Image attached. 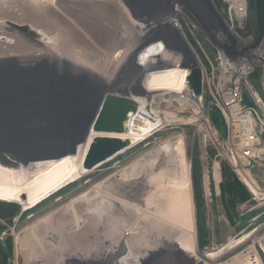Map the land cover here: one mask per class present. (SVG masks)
<instances>
[{
	"label": "bare ground",
	"instance_id": "bare-ground-1",
	"mask_svg": "<svg viewBox=\"0 0 264 264\" xmlns=\"http://www.w3.org/2000/svg\"><path fill=\"white\" fill-rule=\"evenodd\" d=\"M139 1L138 4L143 9L146 8V11L153 10L150 19L154 22H136L133 18L138 5L130 4L131 10L124 0H0V16L27 22L29 33L43 40L40 46L26 41L24 44L16 43L11 47L14 49L12 51L31 50L39 56L52 54L51 59L23 66L12 57L11 60L0 61V149L20 162L36 156L55 157L61 153H69L80 133L78 125L88 115L92 102L103 89L105 93L119 90L115 83L110 82L111 70L100 71V81L91 82L90 85L85 81L87 77L84 71L77 68L82 66L81 60L86 56V53L85 56L80 53V47L88 33L80 26L76 16L89 17L87 13H92L90 17L96 15L94 10H82L83 5L101 3L106 14H112V10L117 11L123 17L122 20L131 23L136 31L133 35L130 33L126 36V59L130 66L144 74L141 82L136 85L144 90V97H134L129 93L127 95L139 105V111L128 121V131L119 135L120 139L131 142L128 148L158 131L163 125V121L155 114L146 112V100L149 104L154 98H158L160 103L171 100L179 109L186 101L194 99L186 87L187 69L177 67L181 62V55L163 48L161 42L156 43L155 39H159L160 31L171 25L195 58L182 29L174 22L180 12L191 13L193 7L201 9V22L212 33L221 35L225 30L230 32V28L224 21L222 23L221 14L217 16L213 11L212 14L208 11L209 6L204 0ZM5 4L10 8L5 7ZM243 7L247 14L246 3ZM235 8L237 7L233 3L234 12L240 13ZM261 10L263 9L257 13V25L260 28L263 25L261 31H264ZM145 36L149 39L143 40ZM10 51L9 48L0 50V57L6 56ZM117 55L113 54L114 57ZM60 56L67 58L65 60L69 62L61 61L58 59ZM70 60L78 66L75 67ZM170 64L173 65L170 69L148 73V69ZM188 67L192 65L189 63ZM104 82L107 85L103 87ZM132 89H126L125 93ZM49 93L55 99L50 98ZM125 93L121 92L122 95ZM123 99L126 100V97ZM194 115L197 117L198 112H194ZM92 137L94 134L79 144L74 154L57 160L19 164L17 167L0 165V201L16 203L23 209L30 208L66 183L87 173L82 163ZM156 147L155 159L146 164L148 171L143 170L144 164L137 161L128 174L121 167L119 173L110 174L109 178L81 190L67 205L61 207L60 211L64 214L62 219H58L57 210H53L16 234V250L19 253L23 250L30 251L32 258L42 264H62L66 256L87 257L100 239L97 235L100 224L112 212L121 217V230L119 234L118 228L114 231L111 228L107 230L111 242L108 245L109 251L102 255L104 259L112 258V252L116 253L119 247L124 248V241L125 252L120 258L122 264L163 246H179L197 263L208 264L224 252L237 247L244 239L229 243L216 252H197L189 167L183 140L180 138L174 144L165 141ZM150 153L151 151L142 158L150 159ZM156 162L160 165L154 171ZM214 182H219L216 167ZM125 220L131 222L129 231L124 228ZM48 231H51L49 239L45 238ZM126 231L127 239L124 238ZM152 235L157 239L158 246L147 244Z\"/></svg>",
	"mask_w": 264,
	"mask_h": 264
},
{
	"label": "rangeland",
	"instance_id": "rangeland-1",
	"mask_svg": "<svg viewBox=\"0 0 264 264\" xmlns=\"http://www.w3.org/2000/svg\"><path fill=\"white\" fill-rule=\"evenodd\" d=\"M124 1L129 6V8L132 6V4L138 5L137 7L139 10L137 9V12H134L135 15L133 18L136 22L141 23L147 21L149 23H152L153 20H151L150 17L153 15L151 13L153 10H151V12H148L146 11V8L143 9V7L138 4L139 0ZM244 1L247 5V14L245 17L242 16L243 18H239L238 15H233L230 13V0L203 1L211 9L210 10L207 7L208 11L211 14L213 12L216 13L215 15L217 16L218 14H221L223 18L222 23L224 21V23H226L230 28L231 31L228 32V35H230L229 38L225 37L223 33H221V35L218 33V37L221 42L223 39L224 42H228V45L230 43L229 48L233 51H236L239 47L238 40L236 42L234 41V44H232L231 38L235 33L244 42V37H247L249 40V43H247L248 45L262 43V41H264V31H261L263 25H260L261 28L259 27V25H257L259 14H257L255 11L250 10L247 0ZM160 4L159 6H161ZM73 5L75 6V4ZM179 5L182 4L180 3ZM4 6L6 7L8 5L5 4ZM94 6L97 7L94 8ZM7 8L10 7L8 6ZM67 8L68 7H65L66 10H68ZM159 8L161 7H158V9ZM262 9L263 18L264 1ZM82 10H94L96 15L90 17L92 13H87L88 15H90L89 17L76 16V18H78L80 26L84 29V31H86V33H88V37H84V42L82 41V43L84 44L80 47V53H86V56L85 54L83 55L85 57L82 58V66L80 67L74 64V62L71 60L70 63L74 64L75 67L78 66L77 68H80L82 69V71H84L87 77L85 81H87L86 83L90 85H92L91 82L95 83L97 81H100V71L104 69L106 71L111 70V73L109 75L110 82L115 83L116 87L119 88V90L117 89L116 92L109 94L129 98L127 96L129 93L134 97H144L141 92V90L143 91V89H141L139 86L136 87L137 83L139 84V82H141L144 74L136 68L130 66L126 59L127 53L125 48V39L127 38V35H130V33L133 35V33L136 32L134 26H132L131 23L129 24L125 20H122L123 17H121L120 14L117 13V11L115 12L112 10V14H106L107 11L104 10L103 4L101 3H94V5L92 3L90 6L83 5ZM231 10L233 9L231 8ZM200 11L201 9L199 10L193 7L190 11L191 13H189L188 11L180 12L175 17V20L182 29L191 50L194 51L192 41H199L201 44V48L204 49L207 58L211 61L215 55L214 41L202 29V12ZM229 15H231L233 22H230L228 20V18L230 19ZM238 23L242 25L239 26ZM28 26L29 25L27 22H19L17 20L11 19L10 16H0V50H6L8 48L11 50L6 54V56H1L5 59L2 58L0 59V61H8L11 60L12 57L13 59H16L20 65L23 66L25 64L39 63L44 59L52 58L51 53H47L44 55L42 54L39 56L37 53L31 50L23 49L21 52L12 51L14 49H12L11 47L15 46L16 43L24 44L26 42H30L31 44L40 46V44L43 42L42 38L36 37L29 33ZM20 27H26L27 29L22 30L20 29ZM148 39L149 38L146 36L143 38V40ZM219 39L217 42H219ZM155 41L156 43L160 42V38L155 39ZM138 43H140V41H138ZM113 54L118 55L114 57ZM6 57L10 59H7ZM196 58L201 60L198 55L196 56ZM58 59H60L61 61L63 60L69 62L65 60L67 58L63 56H60V58ZM260 75V71L256 70L253 77H251V82L254 87L258 86ZM104 85H107V83L104 82L102 86L104 87ZM186 87L190 95H192V89L187 82ZM128 88L133 89L131 90V92L125 93V90ZM121 92L125 93L126 95H122ZM48 95L50 96V98L55 99V97H51L50 93ZM144 106L148 114H155L163 121V125L158 129V131L152 132L141 142L134 144L133 146L116 155L107 162L94 167L93 169L87 171V173H84L83 175L77 177L69 183H66L52 195L34 205L33 207L23 209L20 205L14 203L19 207V212L13 216L11 225L4 224L7 227V231L0 237V241H3L5 237L9 236L11 237L12 242V249L11 251H9V254H6L5 264H42V262H36L32 258V256L29 254L30 251L28 252V250H23L19 253V251L16 250L14 243L16 234L29 227L38 218L53 210H57L56 215L58 216V219H62L61 217L62 215L64 216V214L62 211H60L61 207L67 205L70 199L76 196L81 190L90 186H94L97 182L109 178L110 174L119 173V169L121 167L124 168V172L128 174L132 169L133 163H136L138 161V163L144 164L142 169L148 171V167L146 166V164L151 163V160L155 159V156L157 155L156 146L165 141H168L170 144H174L180 138L184 143L185 155L189 167L194 237L197 252L199 254L216 252L229 243L244 239L237 247L224 252L214 261L208 262V264H264V255H262L258 248V244H261L264 241V214L257 218L254 223L251 222L249 224L248 222L250 218L254 217L258 213H263L264 208L246 213V211L242 208V203H235L231 212L232 219L229 218L220 193L221 163L219 164V182H214L212 168L215 167V163L217 162L214 158L216 149L213 146L214 138L212 137L209 128L204 125L205 118H211L210 111H208V108L210 106L209 99L207 97H204L201 104H198L197 99L196 101L191 99L186 101V104L178 109L176 104L171 100H165L160 103V100H158V98H154L151 104H149L148 100H146ZM196 111H199L197 117L194 115V112ZM208 121L210 123V126L215 128L218 136H220L221 138H225V127L220 124L221 121L214 120V124L216 125H213L210 119H208ZM84 142L85 140H83L82 143ZM150 151V155H152V157H150V159L146 158V160H144L142 156L147 155V153ZM194 158L198 160L200 166V181L204 199V206L203 209L200 210L199 215L194 205L191 180L192 161ZM159 165L160 163L156 162V164L154 165V171H156L157 166ZM254 175L258 180L262 181V184H264V171L256 170L254 172ZM25 212L26 214L22 215V213ZM119 217V215H116L113 212L112 214L108 213L107 220L104 223L100 224V232L99 234H97L100 239H98V242L96 241L97 243L95 247L90 251L87 257L73 256V258H69L66 256V259L62 261V264H72L73 261H78L80 263L106 264L107 260L111 259L110 257L108 259H104L102 257L105 252L109 251L108 245L111 242L109 234L106 232L109 228H111L113 231L117 230L118 228L119 230H117V233L120 232L121 229L119 228V220L121 217ZM198 218L200 220H198ZM200 221L204 223L205 229L208 231L209 235V238H207V245L203 247L199 246V238L196 230L198 222ZM0 223H3L2 220H0ZM258 223L263 224L256 231L251 232L253 227H256ZM123 225L125 230H130L131 222H129V220H125ZM50 233L51 231H48L45 238L49 239ZM124 238H128V232L126 233ZM156 240L157 239H155L153 236L151 237L149 242H147V244L154 245L153 247H155V245L158 246V241L156 242ZM124 243L126 244V241H124ZM124 243H122L124 248L119 247L116 253L112 252L113 255L111 257L116 260L117 264H122L120 262V258H122L125 252ZM161 248L165 247L163 246ZM257 250L258 252H256ZM131 262L132 261H130L129 263ZM129 263L127 262L123 264Z\"/></svg>",
	"mask_w": 264,
	"mask_h": 264
},
{
	"label": "built area",
	"instance_id": "built-area-1",
	"mask_svg": "<svg viewBox=\"0 0 264 264\" xmlns=\"http://www.w3.org/2000/svg\"><path fill=\"white\" fill-rule=\"evenodd\" d=\"M230 1V13L235 3L237 7L235 10L240 13L234 12L233 9L231 14L238 15L239 18L245 17L243 7L245 1ZM229 16L228 20L233 22L231 15ZM174 22L176 23V20ZM202 24L204 32L214 41L215 55L210 61L200 42L193 41L195 58L191 53L190 55L193 66L200 69L202 79L201 94L198 96L192 94L193 100L197 99L198 104H201L203 98L207 97L210 103L208 111L216 109L223 119L225 138L218 136L215 128L210 126L208 117L204 120V125L209 128L214 138L213 146L216 149L214 158L217 161L215 167L219 174V164L225 161L246 188L249 199L242 203V208L249 213L264 208V184L254 175L256 170L264 171V41L248 45L247 37H244V42L235 33L231 38L232 44L234 40H238L239 47L233 51L229 48L230 43L228 45L223 39L221 42L218 33H212L204 23ZM228 34L226 30L223 32V35L229 38ZM197 55L201 60L196 58ZM256 70H259L261 75L258 86L254 87L251 77ZM187 71L189 73V70ZM262 214L264 212L250 218L249 224L254 223ZM262 224L258 223L251 232L256 231ZM258 248L264 255V241L258 244Z\"/></svg>",
	"mask_w": 264,
	"mask_h": 264
},
{
	"label": "water",
	"instance_id": "water-1",
	"mask_svg": "<svg viewBox=\"0 0 264 264\" xmlns=\"http://www.w3.org/2000/svg\"><path fill=\"white\" fill-rule=\"evenodd\" d=\"M22 30H26V27H20ZM160 42L163 48L171 50L176 54H180L182 59L177 64L178 68L189 70L186 82L192 89V94L198 96L202 90L201 71L198 67L193 66V61L186 44L179 36L171 25L166 26L164 31H160ZM189 63L192 67H188ZM173 65H158L154 68L148 69V73L153 71H162L172 68ZM144 93V90L142 91ZM51 97H53L51 95ZM125 98V97H123ZM120 96L111 95L105 93L104 89L98 95V98L92 102V107L88 110V115L78 125L80 129L79 136L73 142L72 151L69 153H61L55 157L49 156H36L24 161H18L9 156V154L0 149V165L1 166H13L17 167L19 164L27 165L31 162L40 163L43 161L57 160L68 154H74L75 148L86 141L91 134H94L91 141L88 144L86 154L83 159L82 166L84 170L89 171L96 166H99L108 160L112 159L116 155L122 153L127 149L131 142L127 139H120L121 132L128 131V121L130 118L139 111V105L133 99L127 98L126 100ZM14 123V122H13ZM13 123L11 125H13ZM121 123V124H119ZM22 124V123H21ZM20 124V125H21ZM34 131H30L32 133ZM113 134V136H110ZM23 136V134H22ZM41 139V138H39ZM42 140V139H41ZM36 148V147H35ZM39 149V148H36ZM21 198H24L22 196ZM6 254L3 255L2 263H5ZM109 262V263H108ZM72 264H91L80 263L73 261ZM106 264H117L116 260L112 257L107 260ZM129 264H202L197 263L192 257L182 251L179 246L158 248L147 252L143 257L133 260Z\"/></svg>",
	"mask_w": 264,
	"mask_h": 264
},
{
	"label": "trees",
	"instance_id": "trees-1",
	"mask_svg": "<svg viewBox=\"0 0 264 264\" xmlns=\"http://www.w3.org/2000/svg\"><path fill=\"white\" fill-rule=\"evenodd\" d=\"M264 0H247L250 10L258 11L262 8ZM262 11V10H261ZM193 42V41H192ZM194 44V42L192 43ZM211 118L210 121L213 125L215 121H221V125L224 127L223 119L220 113L214 109L210 111ZM215 120V121H214ZM220 174H221V183H220V193L221 199L227 210V214L229 218L232 219V210L235 203H244L249 199V193L247 192L246 188L242 185V183L238 180L236 175L230 169V167L225 163L221 162L220 164ZM191 180H192V188H193V200L196 211L198 215L200 214V210L203 209V191L201 189V179H200V166L199 162L196 158L192 161V173H191ZM19 212V207L10 202L0 201V220L3 223H0V234L2 232L7 231L6 225H11L12 218ZM22 213V215H25ZM198 220H200L198 218ZM6 224V225H4ZM197 235L199 238V246L203 247L207 245V238H209L208 231L205 229L204 223L201 221L198 222V226L196 228ZM12 249V242L11 237H5L3 241H0V264H2L3 255L9 254V251Z\"/></svg>",
	"mask_w": 264,
	"mask_h": 264
},
{
	"label": "flooded vegetation",
	"instance_id": "flooded-vegetation-1",
	"mask_svg": "<svg viewBox=\"0 0 264 264\" xmlns=\"http://www.w3.org/2000/svg\"><path fill=\"white\" fill-rule=\"evenodd\" d=\"M5 232H2L1 234H0V237L2 236V234H4ZM3 264V263H2ZM5 264V263H4Z\"/></svg>",
	"mask_w": 264,
	"mask_h": 264
}]
</instances>
